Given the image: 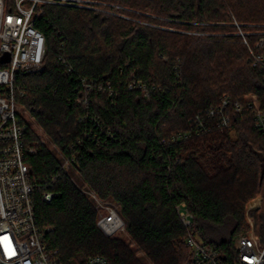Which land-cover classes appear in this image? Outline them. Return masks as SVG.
Masks as SVG:
<instances>
[{
    "label": "trees",
    "instance_id": "trees-1",
    "mask_svg": "<svg viewBox=\"0 0 264 264\" xmlns=\"http://www.w3.org/2000/svg\"><path fill=\"white\" fill-rule=\"evenodd\" d=\"M83 1L95 8L44 6L36 25L47 38L45 69L19 75L15 92L74 159L83 182L119 205L135 246L105 235L95 203L42 145L25 161L34 179L58 193L51 202L35 197L40 225L52 227L46 238L57 261L101 255L113 264H186L176 209L186 203L194 234L237 264L234 241L246 232L247 203L264 193V133L245 110L229 129L171 138L192 131L191 118L225 95L256 97L264 109V72L233 24L264 31V0ZM82 78L105 90L92 93L88 108L79 101ZM132 78L149 97L128 89ZM86 114L99 124L79 122ZM27 137L37 139L31 127ZM251 215L264 244V209Z\"/></svg>",
    "mask_w": 264,
    "mask_h": 264
},
{
    "label": "built area",
    "instance_id": "built-area-1",
    "mask_svg": "<svg viewBox=\"0 0 264 264\" xmlns=\"http://www.w3.org/2000/svg\"><path fill=\"white\" fill-rule=\"evenodd\" d=\"M92 4L83 0H0V59L5 53L10 55L8 62H0V264H63L56 259L58 250L52 249L46 238L52 227L40 225L35 203L37 194L42 200L51 202L58 193L52 190L51 182L34 179L25 161L27 154L37 152L46 141L39 138L28 140L29 120L33 114L19 102L15 87L19 75L45 69L47 38L36 25L37 19L44 15V6L95 8ZM233 24L237 27L236 35L248 48L249 60L264 72V31L245 30L237 21ZM252 37H256L254 42ZM80 81L84 89L79 101L88 108L92 93L96 89L98 92L104 89L86 78ZM107 85L110 87V82ZM127 86L130 90L139 89L144 97H149V90L142 82L132 78ZM112 93L110 91V95ZM245 110L250 113L255 127L264 133V109L256 97L239 101L225 95L219 104L191 118L192 131L173 135L171 140L208 132L214 127L229 129L233 116ZM90 119L99 124L96 117L89 114L81 116L78 121L88 122ZM51 147L48 149L59 159L60 169L70 173L74 159L67 157L56 143ZM86 194L95 203L97 225L105 235L115 236L126 228L119 206L105 203L91 189ZM176 209L186 229L184 244L190 251V260L186 264H228L219 248L194 234V216L186 203H181ZM249 221L253 226L251 217ZM234 249L237 264H264V244L254 229L236 237ZM81 264L113 263L101 255H92Z\"/></svg>",
    "mask_w": 264,
    "mask_h": 264
},
{
    "label": "rangeland",
    "instance_id": "rangeland-1",
    "mask_svg": "<svg viewBox=\"0 0 264 264\" xmlns=\"http://www.w3.org/2000/svg\"><path fill=\"white\" fill-rule=\"evenodd\" d=\"M29 125L31 126V129H32L33 133L36 135V137L46 141L45 146L47 148H52L51 146L55 142L52 140L51 136L45 131V129L37 122V120H36V118L34 116H33V118L30 117ZM70 173H71V175L73 177V180L77 184V186H79V188L86 194V192L90 188L83 182V180L81 179V176L79 175V173L74 168H70ZM104 201H105V203H109L111 205L115 204V205L119 206L118 204H116L114 201H112L110 199L109 200H104ZM263 209H264V193L258 194L257 196L252 198L247 203V208H246V227H245V231L246 232L247 231H251L252 229L255 228V219L251 215V212L252 211H262ZM249 217H251V219L253 221V226H252V224L249 221ZM115 236L123 238L132 247L135 246L134 243L132 242V239L130 238V235L128 233L127 228L121 230ZM138 254L140 255L141 252H138Z\"/></svg>",
    "mask_w": 264,
    "mask_h": 264
},
{
    "label": "water",
    "instance_id": "water-1",
    "mask_svg": "<svg viewBox=\"0 0 264 264\" xmlns=\"http://www.w3.org/2000/svg\"><path fill=\"white\" fill-rule=\"evenodd\" d=\"M10 60V55L9 53H5L2 55L1 59H0V62L1 63H5V62H8Z\"/></svg>",
    "mask_w": 264,
    "mask_h": 264
}]
</instances>
